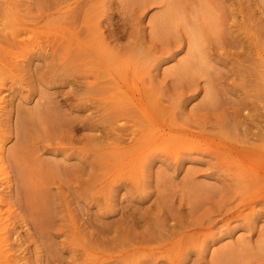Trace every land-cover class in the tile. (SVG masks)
<instances>
[{"label": "rangeland", "instance_id": "1", "mask_svg": "<svg viewBox=\"0 0 264 264\" xmlns=\"http://www.w3.org/2000/svg\"><path fill=\"white\" fill-rule=\"evenodd\" d=\"M76 1L0 0V59L7 68L0 73L8 78L0 85L6 258L12 264H264V178L220 151L225 143L264 153L257 138L264 133V0H173L177 26L166 43L159 29L163 4ZM70 4L75 9L66 13ZM186 27L201 39V74L182 68L191 57ZM114 79L126 87L115 88ZM135 83L145 99L152 96L145 105L158 123L178 122L175 127L198 134L197 144L169 156L170 141L150 148L145 135L134 139L133 126L139 131L148 119L120 91L135 90ZM256 161L264 164L258 157L249 162Z\"/></svg>", "mask_w": 264, "mask_h": 264}, {"label": "bare ground", "instance_id": "2", "mask_svg": "<svg viewBox=\"0 0 264 264\" xmlns=\"http://www.w3.org/2000/svg\"><path fill=\"white\" fill-rule=\"evenodd\" d=\"M9 1L11 2V0H6V2L7 3H9ZM31 1V0H30ZM38 1L39 0H37V3H38ZM49 1V0H48ZM79 0H77L76 2H78ZM173 0H151V3H153V4H163V9H164V13L162 14V17H161V19H159V24L161 25V28H159L160 30H161V33H160V39L161 40H163V42H168V41H165L166 39H163V38H165V37H167L168 35H170V37L172 36L171 34L174 32V30H175V26H177V24H176V22H175V14H176V11H175V8H174V5H173V2H172ZM35 2V1H34ZM47 3V0H44V2L43 3ZM175 2V1H174ZM175 4V3H174ZM149 5H150V3H149ZM65 9H66V13H68V11H70V10H72V9H75V8H73L72 7V5L70 4V5H68L67 7H65ZM70 9V10H69ZM98 9V8H97ZM100 10V9H99ZM106 10V9H105ZM64 11V8H60V10L57 12L58 14H62L63 15V12ZM98 11V10H97ZM16 13V15H18V13L17 12H15ZM66 13H64V14H66ZM214 21V20H213ZM219 23V22H218ZM175 25V26H174ZM86 27V26H85ZM98 27H100V24H98ZM92 28V27H91ZM90 28V29H91ZM181 28V27H180ZM195 29H197L196 27H194ZM85 29H87V28H85ZM158 29V28H157ZM186 29H187V27H186ZM164 30V31H163ZM187 30H189V29H187ZM92 31V30H91ZM197 30H192L191 29V27H190V30L187 32V33H189L188 35H189V38H188V40H185L186 42L188 41V49H189V55H187V57L188 56H191L190 58H189V60H187V61H185V63H184V61H183V63H182V68L184 69V72H186L187 70L186 69H191V68H193L194 69V67H195V73L197 74H201L200 72H199V68L202 66H200V61H204L205 62V60H204V58H203V55H204V52H198V49H197V47L199 48V44H201V43H199L200 41L199 40H201V39H197V37L199 36H197V32H196ZM200 31V30H199ZM86 32V31H85ZM90 32V31H89ZM86 34H89V33H87L86 32ZM178 34V33H177ZM80 35V34H79ZM86 36V35H85ZM170 37L168 38V39H170ZM175 36H173L171 39H173ZM186 37V36H185ZM201 37V36H200ZM15 38L17 39L18 38V35H15ZM19 38H20V35H19ZM86 38H87V36H86ZM220 38V37H219ZM82 39H84V37L82 38ZM82 39H80V37H79V41H81ZM96 39H97V36H96ZM179 39V38H178ZM178 39L176 40L177 42H179L178 44H179V46L181 45L180 43H184V40L181 38V40H179L178 41ZM84 40H86V39H84ZM89 40V39H88ZM155 40H158V39H155ZM204 40V39H203ZM93 41V36H92V40L90 39L88 42V44H90L91 42ZM97 41H98V46H100V47H103L104 48V52H105V54H106V56L108 57V56H110V54H109V51L111 50L110 49V47L109 46H107V44H106V38L105 37H102V35H100V37L97 39ZM170 41V40H169ZM173 41H174V39H173ZM217 41H220L221 42V40H217ZM216 41V42H217ZM24 42V41H23ZM22 42V43H23ZM162 42V41H161ZM162 42V44L163 45H165V43H163ZM25 43V42H24ZM170 43V42H169ZM168 43V44H169ZM224 43V42H223ZM15 44H17L16 42H15ZM34 44V43H33ZM167 44V45H168ZM171 44V43H170ZM169 44V45H170ZM176 44V43H175ZM186 44V43H185ZM220 44V45H219ZM218 45H219V47L220 46H222V43H219ZM21 45V44H20ZM151 45V44H150ZM166 45V47H168ZM224 45V44H223ZM227 45V44H226ZM19 47V46H18ZM143 47H144V45H143ZM171 47V46H170ZM217 47V46H216ZM223 47V46H222ZM226 47V46H225ZM156 48H158L157 46H156ZM159 49H161V48H159ZM164 49H165V46H164ZM168 49V48H167ZM169 49H171V48H169ZM168 49V50H169ZM193 49H196L197 50V52H196V50L194 51ZM3 51H6L4 48L2 49ZM166 50V49H165ZM139 51V50H138ZM160 51H163V50H160ZM166 52H169V51H166ZM194 52H196L197 53V55H195L194 54ZM141 53V52H140ZM144 53V52H143ZM27 54V53H26ZM161 54V53H160ZM188 54V53H187ZM199 55H200V57H199ZM18 57H19V55H17ZM17 56H16V58H17ZM161 56H162V54H161ZM22 57H24V55L22 56ZM156 57V56H155ZM107 60H109V57L107 58ZM193 60V61H192ZM195 60V61H194ZM104 61V60H103ZM3 61L0 59V72H1V70H7V68H6V66L2 63ZM158 64V63H157ZM202 64V63H201ZM200 66V67H199ZM132 68V66H129V69H130V71H131V68ZM152 67H154V66H152ZM203 67V66H202ZM149 68H150V66H149ZM154 68H156V67H154ZM181 68V71L183 72V69ZM134 69V68H133ZM147 69V68H146ZM192 69V70H193ZM196 69H197V71L198 72H196ZM203 69V68H202ZM129 71V70H128ZM149 72H150V70H148ZM183 72V74H186V73H184ZM191 72H193L194 73V71H191L190 70V73ZM203 72V71H202ZM234 72V71H233ZM111 73V72H110ZM109 73V71H108V74H110ZM127 73H129V72H127ZM189 73V72H188ZM205 73V72H204ZM107 74V75H108ZM126 75H128V74H126ZM125 75V76H126ZM130 75V74H129ZM128 75V76H129ZM193 75V74H192ZM191 75V76H192ZM205 74H203V76H204ZM109 77H112V80H113V78H114V76H113V74H110V75H108ZM132 76H134V73L132 74ZM131 76V77H132ZM137 76V75H136ZM185 76H188L189 77V74H186ZM196 76H198V75H196ZM229 77V76H228ZM130 78V77H129ZM132 78H134V77H132ZM224 78V77H223ZM124 80L125 79H128V77L127 78H123ZM188 79H190V78H188ZM8 80V78H6V76H5V74L3 75V73H0V85L2 86V85H4V83H5V81H7ZM115 80V79H114ZM129 80H132V79H129ZM119 82V81H118ZM116 83H117V79L115 80V88H116ZM131 83V82H130ZM210 83V82H209ZM235 83V82H234ZM243 83V82H242ZM118 84V87H117V89H124L126 86H122V87H124V88H122V87H120V83H117ZM122 84V83H121ZM137 83H135V85H136ZM236 84V83H235ZM123 85H125V83H123ZM209 85V84H208ZM132 86V85H131ZM140 86V85H139ZM139 86H135V90H129V89H125V94H124V92H121L120 91V93H122L123 95L122 96H124V98H125V96H126V100H124V99H122V100H124L125 102H127V104H128V106L130 105V103L131 104H133L135 107H133L132 106V108H134L135 110L136 109H138L139 110V113H140V111L142 112V114H144L145 115V117L148 119V121H147V125H146V123H142V125H141V128L140 129H138L139 131H137L136 130V126L134 125H132L133 126V128L130 126V128H132L133 130H132V132H130V134L131 135H133L134 136V139L135 138H137V136H139V137H143L144 135H145V138H146V140H147V142L148 143H150V144H147V147L149 146V145H158V144H160V143H164V142H172V146H170L169 147V149L167 150V154H169V156H171V153H172V155H173V153L175 152V150H180L179 148H181V151H183L184 149H187V148H185V146L186 145H191V143L192 144H197V142L196 141H193V138L195 137V138H197L198 136V134H194V133H192V132H189L188 130H185V129H180V125L178 126V127H175V126H177L178 124V122L176 123V122H171V121H169L170 123H168L167 121H165V123H162L163 125H161L160 123H158L159 122V118L158 117H156V115H154L152 112V110L149 108V107H151V106H149V107H147L146 105H145V102L147 101V97H148V100L149 99H151L152 98V96H147L146 97V99H145V96L146 95H148V94H144L145 96L143 97V94H142V91L143 90H141V88L139 87ZM189 86H190V84H189ZM236 86V85H235ZM130 87V85L127 87V88H129ZM137 87V88H136ZM199 87V86H198ZM206 87H207V85H206ZM131 88V87H130ZM132 89V88H131ZM194 90V89H193ZM197 90V89H196ZM212 90H213V88H212ZM195 91V90H194ZM205 91H206V88H205ZM116 93L117 92H119V91H115ZM193 92V91H192ZM208 91H206V93H207ZM209 92H211V91H209ZM135 94H138L139 96V98H136V95ZM149 94H151V93H149ZM210 94V93H209ZM118 95H119V93H118ZM117 94H116V96H118ZM214 95V94H213ZM212 95V96H213ZM217 95V94H216ZM128 96L130 97V98H128ZM133 96V97H132ZM120 97V96H119ZM208 97H209V95H208ZM216 97V96H215ZM214 97V98H215ZM118 99H121V98H118ZM127 99H129V100H127ZM207 99V98H206ZM209 99V98H208ZM122 100H119V101H122ZM210 100H213V99H210ZM245 100V99H244ZM207 101V100H206ZM248 101V100H247ZM218 103V102H217ZM216 103V104H217ZM244 103V102H243ZM124 104H126V103H124ZM232 104V103H231ZM241 104V103H240ZM251 104V103H250ZM206 105V104H205ZM213 105H214V103H213ZM127 106V105H126ZM207 106V105H206ZM245 106V105H244ZM174 107V106H173ZM208 107V106H207ZM211 107V106H210ZM215 107H217L216 105H214V107L212 108V109H214ZM218 107H219V105H218ZM216 108V109H220V107H221V105H220V107L219 108ZM223 107V106H222ZM131 108V107H130ZM128 109V108H127ZM232 109V108H231ZM129 111H132V110H129ZM241 111V110H240ZM238 112V111H237ZM133 113H136V111H134ZM224 113V112H223ZM236 112H234V114H235ZM239 113H241V112H239ZM123 115H124V113H123ZM224 115V114H223ZM125 116V115H124ZM173 116V115H172ZM232 116V115H231ZM236 116V115H235ZM234 115H233V117H235ZM237 116H238V113H237ZM123 117V116H122ZM131 117V116H130ZM129 117V118H130ZM136 117V119H138V117H139V114H138V117L137 116H135ZM175 117V116H174ZM120 118H121V116H120ZM124 118V117H123ZM127 119V121L129 120L130 122H131V120L130 119ZM132 119H135V118H132ZM175 119H176V117H175ZM173 120V121H176V120ZM235 119H237V117L235 118ZM126 120V119H125ZM216 120V119H215ZM222 120H224L223 118H222ZM133 121V120H132ZM144 121H145V119H144ZM129 122V123H130ZM135 122V121H134ZM137 122V121H136ZM146 122V121H145ZM161 122V121H160ZM208 122V121H207ZM206 122V123H207ZM24 123V122H23ZM23 123H22V126H23ZM172 123V124H171ZM173 123H175V125L173 124ZM204 123V122H203ZM205 123V124H206ZM219 122H217V125L219 126V124H218ZM28 124V123H27ZM135 124H139V121H138V123H135ZM153 124V125H152ZM226 125V123H223V125ZM140 125V124H139ZM196 125H198V128H202V127H204L203 125H199V124H196ZM232 125V124H231ZM124 126V125H123ZM153 126H154V128H153ZM172 126V127H171ZM174 126V127H173ZM221 126V125H220ZM138 127V126H137ZM27 126H26V130H27ZM116 128H117V126H116ZM119 128V127H118ZM127 128V127H126ZM142 128H144V129H142ZM24 129H25V127H24ZM29 129V128H28ZM31 129H33V128H31ZM30 129V130H31ZM37 129V128H36ZM142 129V130H141ZM237 129V128H236ZM39 130V129H38ZM140 130H141V132H140ZM144 130V131H143ZM204 133L206 132V130L204 129V128H202L201 129ZM125 131V130H124ZM33 132V131H32ZM31 132V133H32ZM34 132H35V130H34ZM37 132H39V131H37ZM138 132H140L139 134L141 135H138ZM264 132V131H263ZM28 134L30 133V132H27ZM35 134V133H34ZM119 134H122V133H119ZM36 135V134H35ZM35 135H34V137H35ZM127 135V134H126ZM119 136H121V135H119ZM129 136V135H128ZM197 136V137H196ZM202 136H203V134H202ZM202 136H200V137H202ZM249 136V135H248ZM248 136L246 137L247 139H248ZM255 136V135H254ZM32 137V136H31ZM122 137V136H121ZM131 137V136H130ZM256 137V136H255ZM144 137H143V139H145ZM191 138H192V140H191ZM205 138H208V136H206L205 135ZM260 141H262L263 140V142H264V133H263V135H260L259 137H257ZM31 139V138H30ZM122 140H123V138H121ZM120 139V140H121ZM131 139V138H130ZM191 140V141H190ZM208 140H205V142H207ZM119 142V141H118ZM196 142V143H195ZM262 142V143H263ZM133 143V142H132ZM120 144H121V141H120ZM131 144V143H130ZM223 145H221V150L220 151H222L223 153H221L222 155L223 154H230V155H236V156H238L239 158H240V160L242 161V163L244 164V166L245 167H247L248 168V170L250 171L251 170V172L252 173H257L256 175L258 176V177H262V178H264V164L262 165V163H261V165H259L260 163V161L258 162V161H256V163H250L249 161H251L253 158H256V157H258L259 159L261 158V160H263V162H264V153H262L261 152V148H257V147H254V146H244V147H241L242 149H240V147L238 148V146L236 147V148H230L228 145H226L225 143H222ZM225 144V145H224ZM246 144V143H245ZM177 145H179V146H181V147H176ZM188 145V146H189ZM193 145V146H194ZM244 145V144H243ZM129 146V145H128ZM152 146V147H153ZM174 146V147H173ZM150 147V146H149ZM183 147V148H182ZM212 147H215L214 145L212 146ZM151 148V147H150ZM192 148V147H191ZM198 148V147H197ZM196 148V149H197ZM183 149V150H182ZM218 150H219V148H217ZM263 150V149H262ZM176 151V152H177ZM186 151V150H185ZM217 151V150H216ZM215 151V152H216ZM175 152V153H176ZM180 152V151H179ZM179 152H177V154L176 155H178L179 154ZM263 152H264V150H263ZM174 153V154H175ZM181 153V152H180ZM217 153H219V151L217 152ZM216 153V154H217ZM219 153V154H220ZM4 154V143L1 141L0 142V174L3 176V177H7L8 176V172H7V170H6V168H4V163H3V155ZM143 154V153H142ZM219 154H217V155H219ZM222 155H220L221 157H222ZM136 156V155H135ZM138 156V155H137ZM141 156V155H140ZM139 156V157H140ZM175 156V155H174ZM219 156V157H220ZM229 156V155H228ZM227 156V157H228ZM176 157V156H175ZM218 157V156H217ZM226 157V156H225ZM226 157V158H227ZM238 157H237V159H238ZM222 158H224V155H223V157ZM235 158V157H234ZM225 159V158H224ZM230 160V159H229ZM258 162V163H257ZM240 163V162H239ZM243 164H241V165H243ZM255 164H257V165H255ZM6 166V165H5ZM243 166V167H244ZM261 171V172H260ZM244 172H246V174H247V171H244ZM244 175V174H243ZM247 175H249V174H247ZM255 175V176H256ZM256 176V177H257ZM47 177V176H46ZM62 177V176H61ZM48 178V180H49V177H47ZM254 178V177H253ZM262 178H261V180H262ZM8 179V178H7ZM7 179H5V180H7ZM55 179V178H54ZM45 180V179H44ZM264 180V179H263ZM52 181V180H51ZM68 181V180H67ZM259 181H260V179H259ZM7 182V181H6ZM12 181H10V179H8V183H11ZM31 182V181H30ZM58 182V181H57ZM65 182V181H64ZM54 184H56L57 185V183H54ZM8 186H9V184H7ZM49 185V184H48ZM123 185V184H122ZM121 185V186H122ZM124 186V185H123ZM49 187V186H48ZM48 187H47V189H48ZM12 188V187H11ZM50 189H48V191H47V193H49L50 191H49ZM29 195V198H30V200H31V202L32 201H35L36 202V197H34V194L32 193L31 194V192H30V194H28ZM27 201H29V200H27ZM30 202V203H31ZM38 204V203H37ZM32 205H33V203H32ZM14 207V206H13ZM9 211H11V208H9V210H8V213H9ZM49 212V211H48ZM41 213V212H40ZM62 213V212H61ZM54 214V213H53ZM47 216V215H46ZM54 216V215H53ZM2 217V218H1ZM49 217V216H48ZM57 217H59V216H57ZM51 218V217H50ZM53 218V217H52ZM63 218V217H62ZM55 218H53V220H54ZM58 219V218H57ZM60 219V218H59ZM52 220V224H54L55 223V221L56 220H54L53 221ZM63 220H64V218H63ZM7 221V220H6ZM63 222V221H62ZM58 223V222H57ZM48 224L49 223H47L46 224V226H48ZM45 226V225H44ZM49 226H51V225H49ZM2 227H6L5 225H4V218H3V214H2V212L0 211V230H1V228ZM43 227V226H42ZM52 227V226H51ZM181 227V226H180ZM48 228V227H47ZM54 228V227H53ZM4 230H6V228H4ZM4 230H3V232H4ZM168 231V230H167ZM174 231V230H173ZM3 232H1V233H3ZM170 232V231H169ZM0 233V234H1ZM44 233V232H43ZM160 233H161V231H160ZM163 233V232H162ZM173 232H171V234H172ZM5 234V233H4ZM3 234V235H4ZM6 234H8V233H6ZM165 234V233H164ZM2 234L0 235V264H2V262H3V264H12V262H11V260H10V258H6V255H5V250H3V251H1L2 250V248H3V243L2 242H4V241H7V242H9L8 240V238H6V237H4V238H1L2 236H3ZM154 236V235H153ZM152 236V237H153ZM170 236V235H169ZM151 237V236H150ZM163 237H165V235H163ZM159 238L161 239L162 237H161V235H159ZM2 239H4V241L2 240ZM6 239V240H5ZM8 239V240H7ZM151 239V238H150ZM149 239V240H150ZM153 239V238H152ZM155 240L154 241H156V240H160V239H158V238H154ZM165 239V238H164ZM164 239H162V240H164ZM161 240V241H162ZM2 241V242H1ZM152 241V240H151ZM143 242H145V241H143ZM138 243V242H137ZM148 243H149V241H148ZM4 244H5V242H4ZM140 244V243H139ZM145 244H146V242H145ZM151 244H152V242H151ZM158 244V243H157ZM6 245V244H5ZM140 245H142V244H140ZM165 246V245H164ZM8 247V246H7ZM149 247V246H148ZM150 248V247H149ZM144 249V248H143ZM148 249V248H147ZM142 250V249H141ZM140 250V251H141ZM145 250V249H144ZM139 251V252H140ZM143 251V250H142ZM148 251V250H147ZM152 251V250H151ZM184 251H185V249H184ZM138 252V251H137ZM144 252V251H143ZM145 252H146V250H145ZM187 252V251H186ZM185 252V253H186ZM122 253V252H121ZM161 253H163V252H161ZM161 253H159V254H161ZM183 253V252H182ZM7 254V253H6ZM142 254H144V253H142ZM155 254H157V253H155ZM167 254V253H166ZM123 255V254H122ZM140 255H141V253H140ZM158 255V254H157ZM180 255H181V253H180ZM179 255V256H180ZM264 255V254H263ZM262 255V256H263ZM155 256V255H154ZM153 256V257H154ZM183 256V255H182ZM156 257V256H155ZM161 257H163V256H161ZM167 257V256H166ZM181 257V256H180ZM256 257H260V256H257L256 255ZM165 258V257H164ZM168 258V257H167ZM170 258V257H169ZM168 258V259H169ZM255 258V257H254ZM156 259V258H155ZM171 259V258H170ZM177 259V258H176ZM178 259H179V257H178ZM177 259V260H178ZM261 259V258H260ZM4 260V261H3ZM122 260V259H121ZM160 260V259H159ZM177 260H176V262H177ZM259 260V259H258ZM115 261V260H114ZM175 261V260H174ZM154 262V261H153ZM159 263V262H158Z\"/></svg>", "mask_w": 264, "mask_h": 264}]
</instances>
